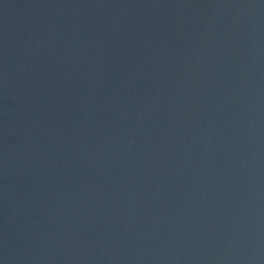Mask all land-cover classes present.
<instances>
[{
    "label": "water",
    "instance_id": "water-1",
    "mask_svg": "<svg viewBox=\"0 0 264 264\" xmlns=\"http://www.w3.org/2000/svg\"><path fill=\"white\" fill-rule=\"evenodd\" d=\"M0 264H264V0H0Z\"/></svg>",
    "mask_w": 264,
    "mask_h": 264
}]
</instances>
